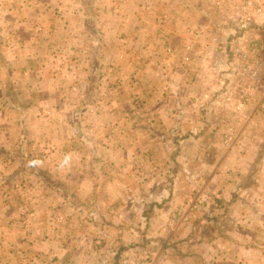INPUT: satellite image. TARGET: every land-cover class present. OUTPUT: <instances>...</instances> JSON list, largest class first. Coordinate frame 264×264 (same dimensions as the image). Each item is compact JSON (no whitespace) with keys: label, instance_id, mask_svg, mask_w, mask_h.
Wrapping results in <instances>:
<instances>
[{"label":"crops","instance_id":"crops-1","mask_svg":"<svg viewBox=\"0 0 264 264\" xmlns=\"http://www.w3.org/2000/svg\"><path fill=\"white\" fill-rule=\"evenodd\" d=\"M31 13L5 19L21 30L31 26ZM157 56L148 59H162ZM188 57V63L183 54L164 58L166 69L127 73L132 91L143 93L138 105L132 94L104 96L101 86L92 87L89 101L86 85L71 101L58 85L62 74H56L50 85L15 88L30 98L22 106L8 91L4 95L0 83V264H138L141 253L134 247L156 250L157 264H263L255 246H210V224H218L210 211L227 219L231 206L245 204L250 171L224 158L219 164L218 151L199 165L194 142L211 138V132L218 140L216 126L229 112L210 102V115L203 118L193 98L204 56ZM220 60L211 62L213 75L223 70L215 65L226 66L227 55ZM78 73L85 80L87 72ZM203 124L210 130L199 132ZM105 126L113 130L108 135ZM204 168L211 172L206 181ZM203 196L218 199L221 208H210L212 201L189 208Z\"/></svg>","mask_w":264,"mask_h":264},{"label":"rangeland","instance_id":"rangeland-1","mask_svg":"<svg viewBox=\"0 0 264 264\" xmlns=\"http://www.w3.org/2000/svg\"><path fill=\"white\" fill-rule=\"evenodd\" d=\"M237 5L240 4L235 0H0V83L4 85V95L8 91L11 101L16 99L22 106L29 105L30 98L20 97L15 88L37 83L50 85L56 74H62L57 84L71 101L78 100V87L86 85L91 87L89 101H94L93 88L101 86L104 96L114 93L122 98L126 93L132 94L130 100L138 105L144 100L143 93L139 88L132 91L133 78L126 77L127 73L142 74L154 66L166 69V57L183 54L188 63L191 54L204 56L199 62L200 85L193 99L205 119L210 115V102L222 104L229 113L224 115L225 125L216 126L215 132H220L218 140H212L211 132V138L194 142L202 159L199 165L208 164L204 156L214 158L218 151L219 164L224 158L228 165L250 171L245 179L246 203L231 206L227 219L210 211V220H218V224H210V246H255L264 259V76L239 74L242 65L245 71L250 70L257 53L254 44H261L264 58V16L244 23L238 18L237 8L233 13ZM22 10L32 12V23L20 30L5 18L19 16ZM214 37L217 43L212 41ZM150 40L154 42L148 44ZM173 40L186 43L181 47ZM150 53L162 59L150 60ZM223 54L227 55V64L215 65L223 70L213 75L211 62L215 57L221 62ZM207 55L215 57L208 59ZM78 71L87 72L85 80ZM259 83H263L262 88ZM136 85L139 87L140 82ZM112 87L116 91L120 87L121 94L110 90ZM238 103L244 106L240 108ZM138 111L141 114L145 110ZM208 130L210 126L203 124L199 132ZM112 131L108 126L103 128V134ZM177 144L172 142L178 149L181 145ZM204 170L200 175L206 181L211 172L207 175L209 171ZM204 198L206 201L201 203ZM216 200L203 196L189 208L198 210L212 201L210 208L219 209L221 205ZM176 214L183 217L184 213L179 209ZM134 250L153 258L157 253L150 248ZM141 261L137 263L144 264Z\"/></svg>","mask_w":264,"mask_h":264},{"label":"built area","instance_id":"built-area-1","mask_svg":"<svg viewBox=\"0 0 264 264\" xmlns=\"http://www.w3.org/2000/svg\"><path fill=\"white\" fill-rule=\"evenodd\" d=\"M235 1L239 3L240 5H237L236 7H234L233 13H235L234 10L237 8L238 18H241L244 21V23L249 21L253 17L261 18L262 16H264V0H235ZM231 17L234 18L235 16L232 15ZM217 40L218 39L214 37L213 41L217 42ZM254 45H255L254 50L255 52L257 51V53L253 56V59L251 61L252 65L249 67L250 70L245 71L242 65L241 70L239 71V74L247 73L248 75L254 76V77H257L259 75L264 76V58L261 57L262 47H261V44H259V42ZM242 68L244 69L243 71H242ZM259 86L262 88L263 83H259ZM237 106L241 108L244 106V104L238 103ZM261 108H264V104L263 105L261 104ZM205 201H206V198H204L201 201V203ZM138 259L142 260L141 262H143L144 264H155V258L151 256L143 255V256H139Z\"/></svg>","mask_w":264,"mask_h":264}]
</instances>
